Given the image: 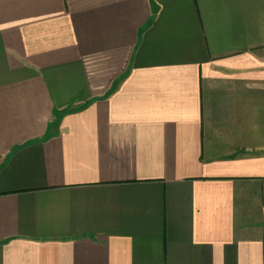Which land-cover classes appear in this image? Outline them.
<instances>
[{
	"label": "crops",
	"instance_id": "0c3cea01",
	"mask_svg": "<svg viewBox=\"0 0 264 264\" xmlns=\"http://www.w3.org/2000/svg\"><path fill=\"white\" fill-rule=\"evenodd\" d=\"M0 264H264V0H0Z\"/></svg>",
	"mask_w": 264,
	"mask_h": 264
}]
</instances>
